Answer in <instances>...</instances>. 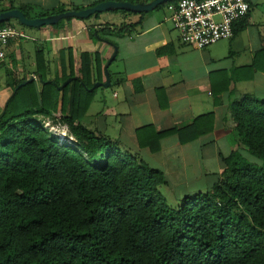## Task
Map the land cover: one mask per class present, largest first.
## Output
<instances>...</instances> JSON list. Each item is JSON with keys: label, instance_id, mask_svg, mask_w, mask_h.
<instances>
[{"label": "trees", "instance_id": "trees-1", "mask_svg": "<svg viewBox=\"0 0 264 264\" xmlns=\"http://www.w3.org/2000/svg\"><path fill=\"white\" fill-rule=\"evenodd\" d=\"M11 1L0 13L20 8ZM68 52L71 82L48 80L38 53L41 91L18 83L0 114L1 264H264V99L232 105L237 148L221 179L173 207L162 171L82 125L96 91L91 56L76 72ZM61 91L76 146L37 118L58 112Z\"/></svg>", "mask_w": 264, "mask_h": 264}, {"label": "crops", "instance_id": "crops-1", "mask_svg": "<svg viewBox=\"0 0 264 264\" xmlns=\"http://www.w3.org/2000/svg\"><path fill=\"white\" fill-rule=\"evenodd\" d=\"M104 1L111 0L11 2L29 18H38ZM59 9L63 11L54 13ZM158 9L110 10L40 27L13 25L25 36L11 42L0 70V108L4 109L18 83L19 88L33 79L41 91L38 53L46 77L62 89L67 80L72 81V77L64 81L71 69L69 48L76 72L81 54L91 56L94 85L106 83L105 68L117 52L109 65L110 85L94 88L81 123L122 152L162 171L167 183L160 191L176 207L182 198L205 192L221 179L225 158L237 148L232 105L247 96L264 99V0H251L247 20L234 26L231 38L218 41L228 42L224 52L214 44L197 49L183 43L169 20L171 12L162 17L154 13ZM241 25L246 26L241 29ZM62 101L61 91L53 115L60 117ZM197 119L199 129L190 128Z\"/></svg>", "mask_w": 264, "mask_h": 264}, {"label": "built area", "instance_id": "built-area-1", "mask_svg": "<svg viewBox=\"0 0 264 264\" xmlns=\"http://www.w3.org/2000/svg\"><path fill=\"white\" fill-rule=\"evenodd\" d=\"M167 8L171 12L169 20L179 31L182 42L205 49L234 35V25L249 14L251 0H177ZM24 36L13 25L0 27V70L11 42Z\"/></svg>", "mask_w": 264, "mask_h": 264}, {"label": "water", "instance_id": "water-1", "mask_svg": "<svg viewBox=\"0 0 264 264\" xmlns=\"http://www.w3.org/2000/svg\"><path fill=\"white\" fill-rule=\"evenodd\" d=\"M173 0H152L150 2H139V3H132L130 1H116V0H111V1H104L101 2L93 7L86 8L83 10H71V11H66L62 12L59 14H53L50 16L46 17H38V18H29L26 16V14L20 10V9H12L8 11H4L0 13V23L9 21L11 19H17L22 25L25 26H30V27H40L43 25H52L58 23L60 20L65 19V18H71V17H76V18H89L97 13H103L107 12L110 10H128L132 12H149L151 10L156 9L160 5L166 4L168 2H171ZM117 52L114 53L112 58L109 60L106 68H105V74L107 77L106 83H96L92 89L98 88L100 86H105L108 87L110 85V75H109V65L111 62L114 60L116 57ZM33 79L29 80L32 81ZM71 81V79L67 80L63 86L67 85V83ZM28 81L24 82L26 84ZM61 86L60 88H62ZM1 264V262H0Z\"/></svg>", "mask_w": 264, "mask_h": 264}, {"label": "rangeland", "instance_id": "rangeland-1", "mask_svg": "<svg viewBox=\"0 0 264 264\" xmlns=\"http://www.w3.org/2000/svg\"><path fill=\"white\" fill-rule=\"evenodd\" d=\"M8 7H9V0H0V9H7ZM166 8L167 7H165V5H163V7L159 8L154 13H156V14L158 13L162 17L165 15L168 16V13H170V12H168L169 10L168 9L166 10ZM260 11L261 10H259V11L255 10V12H260ZM16 20L11 19L9 21H10L11 25H15L18 28L21 26L20 25L21 23L19 21H16ZM112 22L114 23L115 21H112ZM167 22H169V21H167ZM168 24L171 25L170 22ZM223 40H221V41H223ZM30 43L33 44V42H30ZM214 46H216L220 51L224 52V51H227V49H228V42H217L216 44H214ZM2 73L5 74V72H2ZM2 111H3V109L0 108V114L2 113ZM37 118H38V120L42 121L44 128L47 129L50 132V134L52 136H54L59 141V143H61V144L66 143V144L71 145V146H76L74 136L70 132L68 126H66L62 122V120L60 119L59 116L50 115L48 117H45L43 115H37ZM244 152H245V150H244ZM247 156L250 158L249 155H247ZM162 188L164 189V187H162ZM168 203L169 204L171 203V200L169 197H168Z\"/></svg>", "mask_w": 264, "mask_h": 264}]
</instances>
